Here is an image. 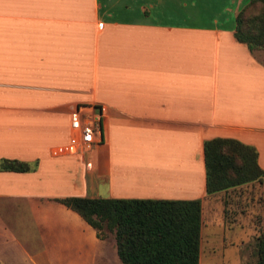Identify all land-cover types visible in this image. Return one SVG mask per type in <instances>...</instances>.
I'll use <instances>...</instances> for the list:
<instances>
[{
	"label": "crops",
	"instance_id": "1",
	"mask_svg": "<svg viewBox=\"0 0 264 264\" xmlns=\"http://www.w3.org/2000/svg\"><path fill=\"white\" fill-rule=\"evenodd\" d=\"M249 1L0 0V159L31 166L0 171L1 264H108L115 239L65 197L200 199L203 223L208 139L264 170V61L234 35ZM80 104L104 109L102 141L54 156Z\"/></svg>",
	"mask_w": 264,
	"mask_h": 264
},
{
	"label": "trees",
	"instance_id": "2",
	"mask_svg": "<svg viewBox=\"0 0 264 264\" xmlns=\"http://www.w3.org/2000/svg\"><path fill=\"white\" fill-rule=\"evenodd\" d=\"M235 38L251 52L264 49V0H250L237 14ZM207 194L264 177L257 151L234 138L204 142ZM17 159H0V171L27 172ZM58 202L96 230L98 238L114 235L119 264H199L201 200L65 197ZM108 233V234H107ZM1 264V263H0ZM264 264V237L257 261Z\"/></svg>",
	"mask_w": 264,
	"mask_h": 264
},
{
	"label": "rangeland",
	"instance_id": "3",
	"mask_svg": "<svg viewBox=\"0 0 264 264\" xmlns=\"http://www.w3.org/2000/svg\"><path fill=\"white\" fill-rule=\"evenodd\" d=\"M259 50L258 57L264 61V49ZM208 196L212 197L201 224V264H255L259 240L264 237V177ZM108 235L114 238L112 233ZM112 253L107 263L119 264L116 250ZM73 257L65 254L62 263L52 264H69ZM22 259L17 252L7 263L26 264ZM88 262L83 256L78 263Z\"/></svg>",
	"mask_w": 264,
	"mask_h": 264
},
{
	"label": "built area",
	"instance_id": "4",
	"mask_svg": "<svg viewBox=\"0 0 264 264\" xmlns=\"http://www.w3.org/2000/svg\"><path fill=\"white\" fill-rule=\"evenodd\" d=\"M104 109H95L91 105L80 104L70 113V127L73 131L72 141L64 146H56L52 149L54 156L87 152L93 144L102 141V121Z\"/></svg>",
	"mask_w": 264,
	"mask_h": 264
}]
</instances>
